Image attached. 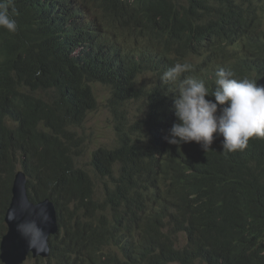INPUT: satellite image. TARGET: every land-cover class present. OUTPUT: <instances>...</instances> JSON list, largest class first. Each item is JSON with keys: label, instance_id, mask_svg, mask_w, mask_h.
Masks as SVG:
<instances>
[{"label": "trees", "instance_id": "1", "mask_svg": "<svg viewBox=\"0 0 264 264\" xmlns=\"http://www.w3.org/2000/svg\"><path fill=\"white\" fill-rule=\"evenodd\" d=\"M9 14L17 30L0 28V241L22 170L29 199L49 198L60 228L49 257L32 264H144L136 243L119 242L105 218L108 209L128 215L129 183L141 185L158 226L183 221L216 257L244 249L264 264V138L231 153L222 136L206 152L196 142L170 144L179 80L145 85L147 73L159 79L178 62L191 65L179 79L202 80L209 94L221 68L255 80L225 43L234 51V38L259 43L264 54V0H10ZM91 26L102 50L78 48L79 31ZM97 85L108 89L113 136L88 149L79 129L98 107ZM135 99L145 111L129 116ZM162 246L172 259L171 243Z\"/></svg>", "mask_w": 264, "mask_h": 264}, {"label": "clouds", "instance_id": "2", "mask_svg": "<svg viewBox=\"0 0 264 264\" xmlns=\"http://www.w3.org/2000/svg\"><path fill=\"white\" fill-rule=\"evenodd\" d=\"M9 2L10 0H0V28L15 32L17 23L9 14ZM79 32L84 34V46L78 48L102 50L103 37L97 27L91 26L90 29L83 27ZM208 37L219 43L223 40L218 35ZM230 41L237 45L238 51H234L230 43L226 42L227 54H231L233 60L241 57L248 61L253 67L255 80L234 78L233 72L221 68L215 73V89L209 94L202 80L192 76L179 79L182 74L190 71L189 63L174 64L164 71L159 79L147 73L157 86L170 87V84H175L179 80L174 99V111L178 122L173 124L166 137L170 144L196 142L206 152L210 149L215 136H222L223 152L231 153L245 149L249 139L253 137L254 140L264 138V54L259 51V43L248 45L246 41L238 38ZM197 59L201 61L199 55ZM207 96H213L214 101L206 99ZM142 111L145 110L140 106L135 113L140 115ZM125 187L129 190L125 196L129 204L130 218L121 209H108L105 218L114 223L115 227L110 232L119 242L136 243L138 251L143 255L144 264H253L249 251L244 249L236 250L232 255L216 257L214 248L206 246L201 238L192 234L185 223L175 230L180 234L175 239L166 232L160 235L151 232L149 228L158 226V223L152 220L142 195L141 185L129 183ZM46 199L51 201L49 198ZM57 225L59 228L58 223ZM124 225H127V229L121 231ZM115 231L119 233H114ZM166 240L176 251L172 259H169L162 246ZM29 258L35 259L31 256Z\"/></svg>", "mask_w": 264, "mask_h": 264}, {"label": "water", "instance_id": "3", "mask_svg": "<svg viewBox=\"0 0 264 264\" xmlns=\"http://www.w3.org/2000/svg\"><path fill=\"white\" fill-rule=\"evenodd\" d=\"M26 181L25 173L18 170L11 187V202L4 216L7 232L0 241L2 264H23L30 256L47 259L48 239L59 233L53 203L48 199L31 202Z\"/></svg>", "mask_w": 264, "mask_h": 264}, {"label": "rangeland", "instance_id": "4", "mask_svg": "<svg viewBox=\"0 0 264 264\" xmlns=\"http://www.w3.org/2000/svg\"><path fill=\"white\" fill-rule=\"evenodd\" d=\"M194 61L199 60L195 59ZM152 84L153 78L145 77V85L150 86ZM107 93L108 89L106 87L102 88L100 85H97L96 95L99 103L98 107L87 115L85 122L79 129L86 141L88 149H94L97 146L107 144L113 136L109 112L104 103ZM140 104V100H131L128 102L127 109L129 116H132L138 110ZM24 264H32V261L27 259Z\"/></svg>", "mask_w": 264, "mask_h": 264}, {"label": "bare ground", "instance_id": "5", "mask_svg": "<svg viewBox=\"0 0 264 264\" xmlns=\"http://www.w3.org/2000/svg\"><path fill=\"white\" fill-rule=\"evenodd\" d=\"M182 224H184L183 221H177L174 218H170V221L169 222L165 221L162 227L154 226V227H150L149 229L151 232L159 234V235L166 232L167 234L172 236L173 239H175L178 236H180V234L177 233L175 230L178 227H180ZM126 229H127V225H124L121 228V231H125ZM114 233H119V231H115ZM125 250H128V249L125 248Z\"/></svg>", "mask_w": 264, "mask_h": 264}]
</instances>
